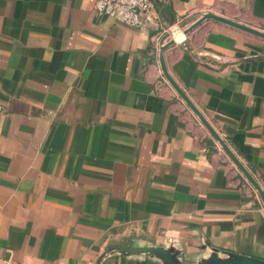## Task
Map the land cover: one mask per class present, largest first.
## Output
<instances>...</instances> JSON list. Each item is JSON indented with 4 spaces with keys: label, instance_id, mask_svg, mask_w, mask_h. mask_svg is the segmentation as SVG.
<instances>
[{
    "label": "crops",
    "instance_id": "obj_1",
    "mask_svg": "<svg viewBox=\"0 0 264 264\" xmlns=\"http://www.w3.org/2000/svg\"><path fill=\"white\" fill-rule=\"evenodd\" d=\"M163 33L95 0H0V264H159L205 243L264 259V0H152ZM194 18L187 22L190 18ZM125 245L143 252L120 254Z\"/></svg>",
    "mask_w": 264,
    "mask_h": 264
},
{
    "label": "water",
    "instance_id": "obj_2",
    "mask_svg": "<svg viewBox=\"0 0 264 264\" xmlns=\"http://www.w3.org/2000/svg\"><path fill=\"white\" fill-rule=\"evenodd\" d=\"M192 19L194 18H190L187 22L191 21ZM206 20H215L264 39V31L256 27L247 25L243 22L213 12L202 13L198 19L193 21L189 25V27L186 28L185 32L188 33L192 31ZM174 42L175 40L171 39L170 41L162 44L159 49V62L164 76L172 85V87L177 91V93L182 97V99L188 104L191 110L198 116V118L205 125L211 135L220 143L224 151L228 154V156L232 159V161L236 164L240 171L259 191L264 201V191L260 187L255 177L250 173V171L241 162V160L234 153V151H232V149L229 147L228 143L221 137L218 131L207 119V117L202 113V111L197 107V105L187 94V92L183 89V87L175 80V78L169 72L165 52L174 44ZM203 248H208L209 251L206 254L197 258L195 261H191L192 258L190 256L184 255L182 251L177 250L175 247L151 246L144 249V252H146L149 257H152L157 260L159 264H264V259L262 258L244 255L236 252L220 251V249L211 246L209 243H205ZM119 250L120 254H133L139 253L141 251L143 252V249L129 247L125 245L120 246ZM112 251L113 249H108V251L103 253L98 258L97 264H100L108 255H110Z\"/></svg>",
    "mask_w": 264,
    "mask_h": 264
},
{
    "label": "built area",
    "instance_id": "obj_3",
    "mask_svg": "<svg viewBox=\"0 0 264 264\" xmlns=\"http://www.w3.org/2000/svg\"><path fill=\"white\" fill-rule=\"evenodd\" d=\"M94 11L101 16L135 28L158 30L159 14L152 0H95ZM163 33L155 32L152 41L156 48L160 45ZM264 210V208H263Z\"/></svg>",
    "mask_w": 264,
    "mask_h": 264
}]
</instances>
